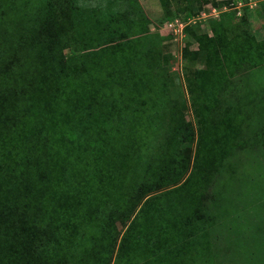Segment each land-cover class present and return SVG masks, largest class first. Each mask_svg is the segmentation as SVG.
Listing matches in <instances>:
<instances>
[{
	"label": "rangeland",
	"instance_id": "374dc122",
	"mask_svg": "<svg viewBox=\"0 0 264 264\" xmlns=\"http://www.w3.org/2000/svg\"><path fill=\"white\" fill-rule=\"evenodd\" d=\"M235 1L156 0L141 35L0 0L3 264H264V0Z\"/></svg>",
	"mask_w": 264,
	"mask_h": 264
},
{
	"label": "trees",
	"instance_id": "16d2710c",
	"mask_svg": "<svg viewBox=\"0 0 264 264\" xmlns=\"http://www.w3.org/2000/svg\"><path fill=\"white\" fill-rule=\"evenodd\" d=\"M116 1L117 0H66L67 7L69 6L68 9H79V5H80V9L77 10V13L78 14L80 13V16H86V15L89 16L90 21H88L86 19L87 21H85V23H126L127 21H130L132 23H138V22L142 21V19H143V14L141 13L142 11L139 9V7L137 6V3L135 1H133V0L126 1L125 0L126 5L121 6V9H120V6L114 7ZM243 1L247 2V0H243ZM84 2H87V3L81 4ZM81 6H84V7H81ZM50 14L53 17L49 16L48 18L42 19V21H43V23H45V25H44V27H42L41 32L49 34V36L46 37L45 42H48V44H50V46L55 45L56 42H58L59 44H62L63 48L71 47V44L74 42L69 39L70 35L67 34V30L65 27L66 24H71V21H69V15L67 16V13H64L63 15H61V17H60L61 19H59L58 16L53 15L51 12H50ZM224 16H226V15H224ZM224 16H223V19L225 18ZM235 16L234 17L232 16L233 18L226 17V20H224V23H230L229 25H231L232 23L233 24L236 23L235 21H237V19L235 18ZM74 17H75V15H74ZM134 17L137 18V20ZM238 19L240 20V18H238ZM46 21H47V24H46ZM146 21L147 20L145 19V22L143 24L140 23V26L143 29V30L141 29V32L139 33L141 35L148 34V33L150 34L149 28H148L149 23H146ZM63 22H65V23H63ZM56 23H59V24L56 25ZM234 26H235V24H234ZM55 29H56V31H55ZM52 32H54V33H52ZM46 34H43V36H46ZM77 53H78L77 51H71L70 55L75 56ZM164 167L167 169V165ZM159 168H158V171H159ZM168 169H171V171L166 178L161 177L159 179L157 177L158 180L155 181L157 188L161 185H167L168 186L169 183H172V181H168V180L171 179L170 174H172V176H173L174 170H173V167L171 165H170V167H168ZM163 172H165V171H163ZM158 176H159V173H158ZM16 255H17V253H16ZM12 257H13L12 252H10L8 256H6V257L4 256V259H6L8 261H13ZM4 259H2V261H0V264H3ZM27 264H29V263H27Z\"/></svg>",
	"mask_w": 264,
	"mask_h": 264
},
{
	"label": "crops",
	"instance_id": "0c3cea01",
	"mask_svg": "<svg viewBox=\"0 0 264 264\" xmlns=\"http://www.w3.org/2000/svg\"><path fill=\"white\" fill-rule=\"evenodd\" d=\"M137 3V6L142 11L141 13L146 18V23H153V17L158 11V6L156 0H133ZM145 21V20H144ZM149 32H152L153 24L148 25Z\"/></svg>",
	"mask_w": 264,
	"mask_h": 264
},
{
	"label": "built area",
	"instance_id": "2783aa9c",
	"mask_svg": "<svg viewBox=\"0 0 264 264\" xmlns=\"http://www.w3.org/2000/svg\"><path fill=\"white\" fill-rule=\"evenodd\" d=\"M236 2V4L238 3H240L238 0L237 1H235ZM237 15L239 16L240 15V11L237 13ZM188 23H190V22H188ZM176 25V26H175ZM187 25V24H186ZM167 27H169V28H181V27H184V24H182V23H179L178 21H174L172 24H169V25H167Z\"/></svg>",
	"mask_w": 264,
	"mask_h": 264
}]
</instances>
